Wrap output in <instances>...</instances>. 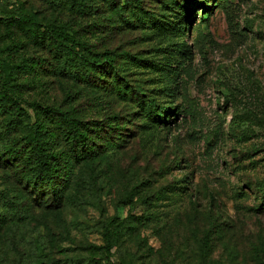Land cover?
Returning <instances> with one entry per match:
<instances>
[{
	"label": "rangeland",
	"instance_id": "1",
	"mask_svg": "<svg viewBox=\"0 0 264 264\" xmlns=\"http://www.w3.org/2000/svg\"><path fill=\"white\" fill-rule=\"evenodd\" d=\"M28 20L115 52L149 114L100 87L108 66L55 75ZM36 111L43 151L71 164L65 112L93 152L57 204L0 159V264H264V0H0V154Z\"/></svg>",
	"mask_w": 264,
	"mask_h": 264
},
{
	"label": "trees",
	"instance_id": "2",
	"mask_svg": "<svg viewBox=\"0 0 264 264\" xmlns=\"http://www.w3.org/2000/svg\"><path fill=\"white\" fill-rule=\"evenodd\" d=\"M72 4L73 3L69 2V7H71ZM110 4L112 5L113 2H110ZM121 6H123V4ZM117 7L114 6V9ZM117 9L121 10L122 8L118 7ZM28 21L32 25L34 24L37 26L36 30L32 32L36 38L39 37L42 41L49 40V44L51 45L49 48L53 51L54 59L52 71L55 75L69 80L88 83L91 81L89 73L90 70L93 69V66H96V68L108 66L110 70L113 71L111 74L113 77L111 76L110 78L111 82H109L108 88L105 85H100V87L105 91H109V93L115 95V97L132 101L133 104L139 107L136 113H141V111L145 110L146 113L149 114V104L152 103V99H147V96H144L139 88L133 91L131 87L127 86V80L118 75L116 67L112 64L115 62V52L92 51L85 42L76 39L71 33L69 26L64 23L57 24L55 22H49L41 24L36 21ZM133 93H135V95ZM57 113L60 114V117L55 118V129L58 130L61 134L59 135L65 139L66 144L71 150V164H69V160L61 159L62 157L59 155L60 152H45V150H42V142L39 139L42 128L41 124L38 122V118L40 117V112L38 111H36L37 121L35 120L28 126L23 137V144L21 143L23 149L20 150V148L7 147L3 153L0 154L2 165L8 168L17 163V166L23 168L27 172L23 173L24 177L21 176L24 180V182L23 180L22 182L28 188H34V190H41V187L46 186L52 195V200L56 204L63 198L62 191L65 188L66 181L64 176L66 172L69 171L68 169L71 167L72 176V169L75 167V163H79L84 158H87L89 153L93 152L89 143L86 142L88 140V135L84 130H89V128L85 126V122L65 112ZM133 114H135V112L129 115L133 116ZM117 117L116 115L113 116V121L117 120ZM129 119L126 118L125 121L120 123H125L129 121ZM108 127L113 128L111 125ZM116 129L124 130L125 125L121 126V128L116 127ZM120 134L124 135L126 133L120 132ZM117 138L119 139V137ZM120 140L123 141L124 139L120 136ZM113 145L114 144H112V146ZM107 147L110 146L108 145ZM9 160L13 162H7ZM260 209L263 211V208L260 207ZM109 245L113 244L111 243ZM109 248L110 246H108L107 250Z\"/></svg>",
	"mask_w": 264,
	"mask_h": 264
}]
</instances>
